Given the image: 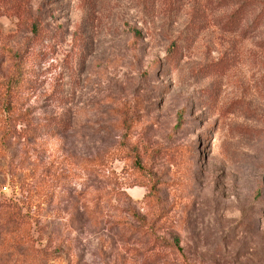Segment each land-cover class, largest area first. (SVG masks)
<instances>
[{
	"label": "rangeland",
	"instance_id": "374dc122",
	"mask_svg": "<svg viewBox=\"0 0 264 264\" xmlns=\"http://www.w3.org/2000/svg\"><path fill=\"white\" fill-rule=\"evenodd\" d=\"M2 201L0 264H264V0H0Z\"/></svg>",
	"mask_w": 264,
	"mask_h": 264
},
{
	"label": "trees",
	"instance_id": "16d2710c",
	"mask_svg": "<svg viewBox=\"0 0 264 264\" xmlns=\"http://www.w3.org/2000/svg\"><path fill=\"white\" fill-rule=\"evenodd\" d=\"M35 31V27H34ZM170 56L171 58H175L176 49L174 47L170 48ZM31 58L29 55L27 59ZM14 79V85L12 92L14 96L20 100V91H21V84L26 78L23 76V72L19 69L16 70ZM20 120V119H18ZM27 121V120H26ZM28 123V122H26ZM30 124V123H28ZM31 126V125H30ZM4 130V131H3ZM10 131L15 132V127L9 129L2 128V133L4 132V136L10 140L14 135H10ZM9 132V134H8ZM8 134V135H7ZM128 157L131 159V165L133 167L144 166L147 161H144L143 158L140 157V151L137 149L133 150L131 153L128 154ZM146 168V170H148ZM141 186L146 187L147 192L143 196V199L148 200L150 198V193L153 192V187L149 185L148 181H141ZM156 191L154 192V194ZM152 200L155 202L156 197L153 195ZM30 228H31V217L28 212H23L22 208L16 203H8L7 201H2L0 204V243H3L6 246H9L10 249L14 247H20L25 244H32V237L30 235Z\"/></svg>",
	"mask_w": 264,
	"mask_h": 264
}]
</instances>
